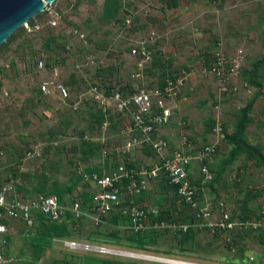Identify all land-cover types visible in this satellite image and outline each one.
<instances>
[{"label":"rangeland","instance_id":"1","mask_svg":"<svg viewBox=\"0 0 264 264\" xmlns=\"http://www.w3.org/2000/svg\"><path fill=\"white\" fill-rule=\"evenodd\" d=\"M103 1L56 0L52 5L57 13L55 27L47 26L49 16L40 13L25 24L30 27L38 23L39 31L30 33L23 26L0 49V179L13 181L16 190L27 197L37 195L46 180L47 190L57 184L66 192L64 202L71 203L81 199L86 190L95 191L82 179V172L107 173L110 168L102 165L127 164L129 157L140 163L133 169L153 168L160 159L140 134L129 132L128 116L111 109L115 125L102 129L94 124L92 115L99 105L88 90L97 82L105 95L116 91L132 94L159 85L164 76L174 78L184 72L183 86L169 103L171 123L156 135L167 139L164 156L187 152V147L181 145L183 137L188 139L190 153L213 145L212 179L204 186L197 185L201 205L208 202L214 208L223 202L237 216L246 204L247 215H256L264 205V165L244 154L226 165L232 148L226 136L234 131L242 109L258 94L245 139L261 147L264 155V63L252 75L255 63L264 57V0H122L118 16L112 21L102 18ZM127 19L128 28L123 26ZM49 35L55 41L47 44ZM152 39L153 61L144 64L141 77H134L136 61L129 52L138 41ZM63 47H68L70 53H65ZM217 51L227 56L231 63L228 68L233 65L231 60L242 56L228 82L229 88H237L235 92H221L215 77L208 73ZM86 57H91L93 64L78 71L76 63ZM39 61L43 62V70L38 69ZM72 75L77 78L76 85L68 87L66 103L40 94L42 81L66 84ZM85 137L102 148L84 156ZM134 137L138 143L125 152L127 155L122 153ZM194 167L193 178L200 183L203 176L196 164ZM150 187L134 198L135 203L146 195L152 203L148 208L172 210L168 219L191 220L192 213L164 176L151 181ZM160 192L164 200L158 203L154 200ZM9 225L12 234L6 255L10 264H161L149 259L69 251L62 239H54L39 250L33 246L38 243L34 239L37 228L27 234L17 227L18 223ZM194 234L193 241L183 243L178 233L167 230L149 233L139 243L133 238L135 234L121 226L112 228L105 221L96 227L83 220L71 230L69 239L96 237L104 240L97 245L114 250L190 264H264V245L254 234L237 238L235 244L229 242L232 235L211 234L205 228Z\"/></svg>","mask_w":264,"mask_h":264},{"label":"built area","instance_id":"2","mask_svg":"<svg viewBox=\"0 0 264 264\" xmlns=\"http://www.w3.org/2000/svg\"><path fill=\"white\" fill-rule=\"evenodd\" d=\"M53 3L45 4L42 13H46L49 19L46 25L53 28L57 22V13L52 8ZM130 26V20L124 21L123 26ZM30 33L39 31L41 25H24ZM154 39L150 42L138 41L129 52V56L136 61V71L134 77H141L144 64L153 61L152 51ZM241 54V53H240ZM242 56L231 60L227 59L223 51H217L212 55V62L207 67L208 73L213 75L220 85L223 93L235 92L236 87L229 88L228 82L239 68ZM93 64L91 57H86L82 62L76 63V69L81 71ZM42 61L38 62V69H44ZM185 73L181 72L176 77L167 76L163 84L153 86L150 90L141 89L139 92L121 93L114 92L105 95L97 86H90L89 93L92 95L104 113H111L115 109L122 115L130 119V131L136 132L143 137L144 143L152 152L159 157L160 162L149 170H136L127 164H119L107 173L92 172L87 175L82 174V179L91 184L96 190L92 202L84 206L81 200L74 201L70 207L60 204L54 195L41 194L34 198H19L13 181L0 180V264H10L6 255L9 247L7 237L11 234L9 222L23 223L27 229H32L37 216H42L46 221L61 223L69 212L75 221L88 220L92 225L98 227L105 223L104 218L108 215L119 214L127 218V223L121 227L132 234H142L148 230L162 232L168 230L171 233H185L189 228L206 229L211 234L244 235L246 233H256L264 230V205L262 210L255 216H248L245 219L232 217L231 212L219 202L214 208L210 203L201 205L199 201V188L194 184L192 167L196 164L199 167V175L203 176L200 186H204L212 179L208 164L215 155V147L207 145L194 149L189 147L186 137L181 139V145L186 146V151H174L170 157H165L164 153L168 149L166 140L156 138L159 131L170 124L172 118V108L169 103L176 98L177 92L183 86ZM148 86V85H147ZM43 95L56 97L59 101L66 103L69 98L68 88L60 82L52 80L42 81L38 87ZM111 127L109 121L102 124V129ZM221 130L218 125L216 131ZM126 146L125 153L129 148L138 143L137 138H131ZM103 154H106L104 152ZM159 176H164L168 184L175 190L179 201L184 203L196 212V218L202 221L186 224L158 220L160 213L157 209L148 208L135 203L134 198L146 192L151 181H156ZM217 214V217H215ZM215 217V219H213ZM7 222V223H5ZM26 233V232H24ZM232 237L229 238L231 242ZM63 245L69 251L88 252L100 255H119L133 259H149L161 264H190L168 258L151 257L134 252H124L108 248L104 245H94L78 240H64Z\"/></svg>","mask_w":264,"mask_h":264},{"label":"trees","instance_id":"3","mask_svg":"<svg viewBox=\"0 0 264 264\" xmlns=\"http://www.w3.org/2000/svg\"><path fill=\"white\" fill-rule=\"evenodd\" d=\"M121 6H122V0H104L103 1V13H102L103 20L112 21V20L116 19ZM22 30H23V28H21V31ZM15 32L8 37L6 43L0 45V49L4 45L8 44L9 42H11V40H13L15 38V35H16ZM54 41H55V38L52 35H49L47 44L53 43ZM47 47H49V45H47ZM63 50L65 51V53L66 52L70 53V49L68 47H63ZM263 63H264V57H262L257 63H255V65L252 69V75L253 76L256 75L257 69ZM110 70H112V68ZM167 76H169V75H167ZM165 77L166 76L162 77L163 80L160 82L161 85L163 84ZM76 79H77L76 76L72 75V76H70V79H69L70 81L64 85L67 88L69 86H75L76 85ZM250 83L254 84V82L252 81V78H250ZM99 85H100L99 83L94 82L93 85H91V86H97L99 88V90H101ZM121 93L124 94V92H121ZM40 94H41V92H40ZM257 96H258V94L253 96V98L242 109L240 115L237 118V122L235 124L234 131L231 134L226 136L227 141L232 146V148L229 152V155H228V160H226V165L232 163V161L239 154H244V155H247L251 158H254L258 163L264 165V155L262 153L261 147L252 146V145L248 144L246 142V139H245V132H246L248 125H249V122H250V118H249L250 113H251L252 107L254 105V102H255ZM92 117H93L94 122H95L94 124L99 126V127H101L105 121H110L111 124L113 122V117H111V113H109V112L104 113L102 111V108L100 107V105H99V109H97V112L94 115H92ZM92 142L93 141H90L87 137H85V141L83 144L85 147L83 148L82 151L84 152L83 154L86 157H88V155L91 154V151L97 152L100 148H102V146L100 144L92 143ZM151 152H152V150H151ZM153 155H154V153H153ZM208 167L210 169V164H208ZM42 179H45V177H42ZM191 179H192V176H191ZM166 182H167V185L174 191V194L176 195L175 190L168 184L167 180H166ZM194 184L198 185L200 183L198 180H195ZM46 187H47V181L44 180V183H42L40 185V187L37 189L36 192L38 194L55 195V196H57L59 203L64 204L63 199H64V196H66L65 190L60 188L57 184H53L50 190H47ZM199 194H200V192H199ZM176 197L178 198L177 195H176ZM85 198H84V203H85V205H87V204H89L90 201H89V199L85 200ZM136 202H138V199L136 200ZM182 204L186 208H188V210L192 213L191 220H189V221H185L182 219L177 220L178 217H176L177 219H174L172 217H171V219H168L167 217H169L171 212H173L172 210L160 211V216L158 217V220H161V221L164 220V221H170V222H179V223H186V224H193V223H197V222L202 221L201 219L196 218V212L195 211H193L190 207L186 206L184 203H182ZM244 209H245L244 212L240 215H237V217H239L241 219H245L248 216H255V214L254 215H247V213L249 211L246 209V204H244ZM231 214H232V217H236L234 213L231 212ZM104 220L106 221V223H109L110 225H112L114 227H118L119 224H126L127 223V218L120 216L118 213L112 214V215L110 214L107 217H105ZM5 223H7V222H5ZM11 224H13V223H11ZM74 224H76L78 226L79 222L74 221L68 212L66 213V219L62 223H52V222L45 223L44 217L37 216L36 224L34 226L35 228H37V231H36L37 234L35 235L36 237H34V239L38 243H35V245H33V246H35L36 249L41 250L40 248H42V246H46L47 244H50L51 241H53L54 239H58V240L69 239V237L71 236L70 232H71L72 226ZM21 227H22L21 230L22 229L25 230V232L27 234L30 233L32 230V229H27L26 226L23 224H21ZM195 230H197V229H194L191 227L185 233H178L181 236V241L183 243L193 241L194 237H195V234H194ZM164 231H167V230H164ZM149 233L150 234H156L158 232L148 230L142 234H135L136 236L134 235L135 237H133V236L132 237L135 240H139V243H140V242H144L146 240V237H147V235H149ZM173 234H177V233H173ZM248 234H252V233H246L244 235H236V236L232 235V239H231L232 244H235L237 238L238 239L243 238L244 236H246ZM253 234H254V236H256L258 241L262 245H264V230H260L256 233H253ZM7 239L10 240V236H8ZM87 239L90 241H104L102 239H99L96 237H91V236H88Z\"/></svg>","mask_w":264,"mask_h":264},{"label":"water","instance_id":"4","mask_svg":"<svg viewBox=\"0 0 264 264\" xmlns=\"http://www.w3.org/2000/svg\"><path fill=\"white\" fill-rule=\"evenodd\" d=\"M56 0H0V45L44 10L45 4Z\"/></svg>","mask_w":264,"mask_h":264},{"label":"crops","instance_id":"5","mask_svg":"<svg viewBox=\"0 0 264 264\" xmlns=\"http://www.w3.org/2000/svg\"><path fill=\"white\" fill-rule=\"evenodd\" d=\"M171 120H172V118H171ZM223 122V121H222ZM171 123V122H170ZM114 124V122H112V124L111 125H113ZM223 124V123H222ZM115 125V124H114ZM129 130V132H131L130 131V128L128 129ZM162 130V129H161ZM161 130L159 131V132H161ZM164 140H167V139H164ZM151 151V150H150ZM124 154H128V153H124ZM139 160V159H138ZM127 165L130 167V168H132V167H138L139 165H140V163H139V161H136V160H134V159H131L130 157L129 158H127ZM126 164V163H125ZM117 165H119V163H117V164H112V163H106L105 165H102L101 167H109L110 168V170L111 169H113V168H111V167H116ZM195 165H193V167H192V178H193V169L195 168L194 167ZM98 167V166H97ZM109 170V171H110ZM82 172V171H81ZM99 173V172H98ZM104 173H106V172H104ZM100 174H102V173H100ZM1 180V179H0ZM193 180L195 181V180H198L197 178H193ZM86 184H89V183H86ZM197 185V184H196ZM94 188V187H93ZM150 186H149V188H148V190L147 191H149L150 190ZM16 189V188H15ZM95 189V188H94ZM146 191V192H147ZM96 192H97V190L95 189V191L94 192H87V190L82 194V198L81 199H79V200H81L83 203H84V198H85V200H88L89 199V204L92 202V199H93V197H94V195L96 194ZM16 193H17V195H18V197L19 198H22V199H30V198H34V197H36V196H38V195H41V194H37V195H34V196H31V197H27V196H24V195H21L22 193H19L17 190H16ZM45 195H47V194H45ZM55 196V195H54ZM156 197H157V199L156 200H154V201H157L158 203H161L163 200H164V198H163V194H161V192H160V194H157V195H155ZM57 197V196H56ZM74 201H76V200H74ZM74 201H72L71 203H65L64 202V204L63 205H66L67 207H70V205L74 202ZM138 203L140 204V205H143V206H145V207H150V204H152L151 203V200H149V199H146V195H142L140 198H138ZM89 204H87V205H85V203H84V206H88ZM154 206H156V205H154ZM170 207V206H169ZM153 208H155V207H153ZM156 209V208H155ZM158 210V209H157ZM159 212H160V210H158ZM69 213V212H68ZM70 214V213H69ZM71 215V214H70ZM72 217V216H71ZM73 218V217H72ZM66 219V217L64 218V220ZM63 220V221H64ZM74 220V219H73ZM86 220V219H85ZM75 221V220H74ZM83 220H81V221H76V222H79V223H81ZM88 221V220H87ZM48 222H50V221H46L45 220V223H48ZM52 223H54V222H52ZM62 223V222H61ZM19 225H17V227H21V224H23V223H18ZM35 224H36V221H35V223H34V225H33V227L35 226ZM24 225V224H23ZM79 225V224H78ZM122 224H119V226H121ZM112 226V225H111ZM32 227V228H33ZM75 227H77V225L76 224H74L73 226H72V229H74ZM112 228H114V226H112ZM116 228V227H115ZM24 232H25V230H23ZM12 234V233H11ZM11 234H10V240H8V242H9V246H10V241H11ZM64 240H69V239H63V241ZM73 240H78L79 241V238L78 239H73ZM82 241H80V242H88V243H91V244H94V245H97V242L98 241H90V240H88V239H85V240H83V239H81Z\"/></svg>","mask_w":264,"mask_h":264}]
</instances>
